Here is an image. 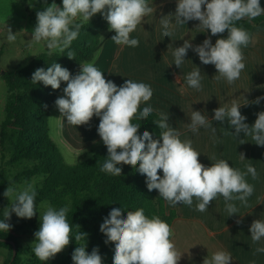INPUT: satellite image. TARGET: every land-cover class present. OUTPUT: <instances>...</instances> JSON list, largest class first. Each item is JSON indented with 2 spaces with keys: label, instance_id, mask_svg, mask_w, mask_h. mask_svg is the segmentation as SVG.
Returning <instances> with one entry per match:
<instances>
[{
  "label": "clouds",
  "instance_id": "obj_1",
  "mask_svg": "<svg viewBox=\"0 0 264 264\" xmlns=\"http://www.w3.org/2000/svg\"><path fill=\"white\" fill-rule=\"evenodd\" d=\"M62 4V9L53 2L45 10L37 12V23L29 47L43 43L50 55L57 50L63 53L77 39L83 24H88L97 13L104 16L109 30L115 32L112 41L117 45L137 47L139 40L130 38V34L144 17L154 11L147 0H62ZM171 15L163 16L160 21L164 37L172 35ZM174 15L177 25L196 20L199 21L197 27L203 32L210 30L212 36L226 30L228 33L227 38L217 39L214 45L210 38L195 47L185 40L173 51L177 68L181 67L188 50L192 48L204 65L215 66L218 75L214 78L217 81L224 79L232 84L240 78L245 68L241 49L249 45L251 36L243 27L236 26V22L245 18L251 22L264 15L260 0H178ZM78 19L79 23L76 22ZM6 39L9 43L16 40L11 28H7ZM67 56L74 59L75 53L69 51ZM80 69V73L73 76L67 68L53 62L47 70L36 69L32 82H42L53 90L59 89L62 81L67 83L63 89L64 96L58 98L55 105L69 124L86 125L93 116L100 118L97 131L108 153L100 171L121 176L122 168L118 165L135 168L139 163L137 170L146 176L148 190H158L160 197L172 206L185 204L191 207L195 198L198 201L196 210L205 212L214 199L222 196L226 211L231 216L238 211L232 201L247 204L254 187L245 177L251 174L253 179H257L258 176L253 165H247V171L241 172L231 167L228 161L220 159L206 167L199 161L200 153L193 148L192 141H182L181 133L169 126V116L165 113H159L160 118L153 121L161 130L160 139H153L148 131L138 135L140 124L133 123V120L146 119L153 112L151 106L139 111L140 104L148 102L153 96L151 86L127 79L118 87L113 81L105 79L104 72L95 66L94 61L80 64ZM201 80L198 67L186 76L187 85L197 91L202 90ZM261 99L264 97L252 103L259 104ZM240 107L233 100L231 105L214 109L213 119L221 124L227 119L234 129V136L239 137L241 133L250 135L256 145L264 146V111L259 112L255 123L249 126L244 122L246 117L241 114ZM210 121L200 111H192L187 128L193 133L201 127L208 128L215 136L216 128ZM240 156L245 159L242 153ZM159 170L163 172L162 177L158 175ZM4 196L11 199L12 204L4 210L0 231L10 230L11 225L6 221L13 212L17 217L26 219L36 215L37 192L32 184L19 188L9 185ZM40 206L45 210L40 216V228L34 233L36 242L32 250L40 261L45 262L69 245L72 228L67 220V206L59 210L50 205ZM100 231L106 235V243H115L113 264H178L181 258L170 239L172 230L169 224L159 217L149 219L143 208L128 211L126 218H122V209L113 208L100 225ZM249 231L253 243L261 241L264 238V221H253ZM85 237L86 234L78 232L75 240ZM85 248L86 245H83L74 250L73 264H102L98 248H94L91 254ZM256 251L264 252V247ZM231 261L229 253L217 251L203 264H231Z\"/></svg>",
  "mask_w": 264,
  "mask_h": 264
},
{
  "label": "crops",
  "instance_id": "obj_2",
  "mask_svg": "<svg viewBox=\"0 0 264 264\" xmlns=\"http://www.w3.org/2000/svg\"><path fill=\"white\" fill-rule=\"evenodd\" d=\"M177 3L178 0H167L153 7L154 11L144 17L130 34V38L139 40L137 47L117 45L111 40L115 35L113 32L105 37L91 62L94 61L95 66L104 72L106 80L113 81L118 87L127 79L150 85L153 96L148 102L140 104L139 111L151 106L158 114H168L169 126L181 133L182 141H192L193 148L200 153L199 161L206 167L223 159L241 172H246L249 164L257 171V179H253L251 174L245 177L254 187L253 194L248 197L247 204L232 201L238 211L231 216L226 211L222 196L214 199L205 212L196 210L198 201L195 198L191 207L185 204L172 206L165 201L167 210L173 209L177 214L170 227V239L181 254L178 264H203L217 251L229 253L231 264H264V252L256 251L264 247V238L253 243L249 231L253 221H264V146L256 145L250 135L241 133L239 137L234 136V129L227 119L222 124L213 119L214 109L231 105L233 100L241 105V114L246 117L244 122L249 126L255 123L257 114L264 111V99L259 104L252 103L264 97V23L254 26L249 45L242 46L245 68L240 78L228 84L224 79L217 81L214 78L218 75L215 66L204 65L192 48L188 50L181 67L175 66L173 51L182 46L185 40L195 47L210 38L214 45L217 39L227 38L228 35L212 36L210 30L203 32L197 27L199 21L196 20L177 25L174 15ZM170 13L172 35L164 37L160 21ZM195 32L200 38H191ZM196 67L201 71V91L190 88L186 81L187 74ZM80 71L78 67L71 74L74 76ZM63 89L59 96L64 95ZM192 111H200L211 120L210 123L216 128L215 136L211 129L204 127L199 128L197 133L188 130ZM59 118L65 140L78 153L101 141L97 131L99 117L93 116L89 124L80 126ZM241 153L245 159H241Z\"/></svg>",
  "mask_w": 264,
  "mask_h": 264
},
{
  "label": "trees",
  "instance_id": "obj_3",
  "mask_svg": "<svg viewBox=\"0 0 264 264\" xmlns=\"http://www.w3.org/2000/svg\"><path fill=\"white\" fill-rule=\"evenodd\" d=\"M150 1L147 0L148 3ZM260 5L264 7V0H260ZM262 23H264V15L258 16L251 22L247 18L237 21L236 26L243 27L252 36L254 26ZM107 30H109V24L104 16L100 15L92 22L83 24L77 39L72 42L71 50L75 53L74 59L44 53L16 71L0 70V75L7 84L9 92L1 134L5 139L12 131L16 137L11 162L37 160L38 165L30 169L29 174H49L57 184L69 188L73 198L72 207L66 214L72 228V238L69 245L65 247L68 254L48 264H73L74 250L83 245H86L85 250L89 254L94 248H98L102 264H113L115 243H106L107 237L100 231V225L113 208L122 209V218H126L128 211L143 208L144 214L149 219L159 217L170 227L177 216L175 210H167L165 200L160 197L158 190H148L146 176L137 170L139 163L135 168L131 165H118L122 168L121 176L100 171L108 155L107 148L102 143L90 158L71 166L65 162L58 145L50 135V113L67 83L62 81L60 88L53 90L51 86H45L42 82L34 84L32 74L38 68L47 70L53 62L59 63L71 73L75 68L80 67V64L92 61L105 37L114 32L111 31L102 39V33ZM224 33H227V30ZM159 118L158 113L153 111L146 119H134L133 123L140 124L138 135L142 136L144 131H148L153 139H160L161 130L153 123ZM158 175L163 176L162 170L158 171ZM0 188L4 195L5 186L2 183ZM28 223L38 228L41 224V222L35 223L34 219L29 220ZM78 232L86 234V237L76 241L75 235ZM2 239L15 241L17 248L18 241L13 236L0 233V248L12 251L10 258L5 262L9 264L13 255V246ZM20 254L18 249L13 264H21Z\"/></svg>",
  "mask_w": 264,
  "mask_h": 264
},
{
  "label": "rangeland",
  "instance_id": "obj_4",
  "mask_svg": "<svg viewBox=\"0 0 264 264\" xmlns=\"http://www.w3.org/2000/svg\"><path fill=\"white\" fill-rule=\"evenodd\" d=\"M165 1L167 0H151L148 4L149 6L155 7ZM53 2L62 9V0H0L1 71H16L28 65L40 55L49 53V50L43 43L29 47V41L32 38V31L37 23V12L45 10V8L50 6ZM30 4L32 6H30ZM100 15L102 14L97 13L88 23L92 22ZM76 22H80V20L78 19ZM7 28H11L13 34L16 35L15 42L9 43L7 41ZM110 32L111 30L103 32L102 37L104 38ZM191 38L198 39L200 37L198 36V33L195 32V34H191ZM201 38L203 39V37ZM71 48L70 45V47L63 53L57 50L52 54H58L61 58H64L69 51L72 52ZM8 93L7 84L0 75V185L2 183L6 190L9 185L19 188L28 183L32 184L37 192V198L35 201L37 212L31 219H34L35 223H38L41 222L40 216L45 210V207L40 205H50L56 210L67 206L70 210L73 198L69 188L57 184L49 174H29L28 171L38 165L37 160H23L16 163L11 162V157L16 145V137L12 131L5 139L2 138L1 134V125L6 117L5 106L8 99ZM62 96L64 95H61L58 98ZM59 117H61V113L57 106L54 105L49 117V128L52 139L58 145L59 150L68 165L74 166L78 163L84 162L99 149L103 143L102 139L101 141L90 145L83 153H78L76 149H72L69 142L65 140ZM64 132L66 135V131ZM11 204L12 200L5 197L0 188V221L4 220L5 208H10ZM31 219L19 218L13 212L11 213L10 219L6 221L11 225L10 230L8 232L0 231V233L13 236L18 241V249L21 253V264H48L65 257L68 254L66 248H64L62 252L56 254L55 257L45 262L40 261L35 256L32 250L34 243L36 242L34 233L37 232L39 228L28 223ZM11 254V250L0 248V264H5Z\"/></svg>",
  "mask_w": 264,
  "mask_h": 264
},
{
  "label": "water",
  "instance_id": "obj_5",
  "mask_svg": "<svg viewBox=\"0 0 264 264\" xmlns=\"http://www.w3.org/2000/svg\"><path fill=\"white\" fill-rule=\"evenodd\" d=\"M2 241H4V242H6V243H8V244L13 246V255H12L11 261L9 262V264H13L17 254H18L17 244L13 240L2 239Z\"/></svg>",
  "mask_w": 264,
  "mask_h": 264
}]
</instances>
